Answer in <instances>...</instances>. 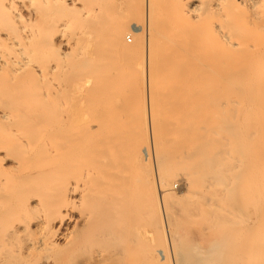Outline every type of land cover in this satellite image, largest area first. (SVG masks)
Instances as JSON below:
<instances>
[{
	"label": "bare ground",
	"instance_id": "1",
	"mask_svg": "<svg viewBox=\"0 0 264 264\" xmlns=\"http://www.w3.org/2000/svg\"><path fill=\"white\" fill-rule=\"evenodd\" d=\"M136 9L0 0V264H264V0Z\"/></svg>",
	"mask_w": 264,
	"mask_h": 264
},
{
	"label": "rangeland",
	"instance_id": "2",
	"mask_svg": "<svg viewBox=\"0 0 264 264\" xmlns=\"http://www.w3.org/2000/svg\"><path fill=\"white\" fill-rule=\"evenodd\" d=\"M139 4H140V0H135V7L137 8L136 10L138 11V7H139ZM127 8V7H126ZM124 15H127V10L125 9V12H124ZM145 36H146V34H147V30H146V26H145ZM127 37H129L130 39H133L132 38V36L130 37V35L128 34V33H126L125 35H124V37H123V39H124V41L128 44V45H131L132 43H133V41H132V43H131V41L130 42H128L127 41ZM144 48H145V50H146V37H145V44H144ZM145 72H146V70H145ZM145 87V88H144ZM144 88V89H143ZM143 88H142V91L144 90V92H142V94H143V96H144V93H145V98H144V100L146 99V101H145V106L147 107H145V109L147 110L146 111V113H147V116H146V119H148V116H149V99H148V88H147V79H146V73H145V77H144V84H143ZM142 94H141V96H140V99L142 100V98H143V96H142ZM138 100H139V98H137ZM147 123H148V120H147ZM173 191L175 192V193H177L178 195H181L182 193H184V189H183V186H182V184H181V182H177V183H174V185H173ZM159 200H160V203H161V199L159 198ZM165 239H166V241H167V247H168V245H169V236H168V231H166L165 232ZM169 247H170V245H169Z\"/></svg>",
	"mask_w": 264,
	"mask_h": 264
},
{
	"label": "built area",
	"instance_id": "3",
	"mask_svg": "<svg viewBox=\"0 0 264 264\" xmlns=\"http://www.w3.org/2000/svg\"><path fill=\"white\" fill-rule=\"evenodd\" d=\"M130 40H131V39H130L129 37H127V41L130 42Z\"/></svg>",
	"mask_w": 264,
	"mask_h": 264
}]
</instances>
